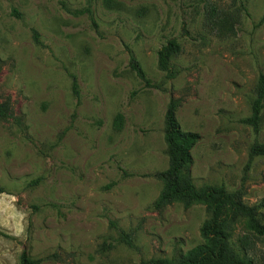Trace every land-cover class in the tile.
I'll list each match as a JSON object with an SVG mask.
<instances>
[{
	"label": "rangeland",
	"instance_id": "obj_1",
	"mask_svg": "<svg viewBox=\"0 0 264 264\" xmlns=\"http://www.w3.org/2000/svg\"><path fill=\"white\" fill-rule=\"evenodd\" d=\"M263 16L264 0H0V104L13 115L0 118V264L24 251L40 264H141L203 244L205 205L153 208L171 99L201 136L195 185L264 201V157L250 161L264 110L260 132L242 123L264 72ZM173 39L169 76L158 52Z\"/></svg>",
	"mask_w": 264,
	"mask_h": 264
},
{
	"label": "trees",
	"instance_id": "obj_2",
	"mask_svg": "<svg viewBox=\"0 0 264 264\" xmlns=\"http://www.w3.org/2000/svg\"><path fill=\"white\" fill-rule=\"evenodd\" d=\"M264 22V16L260 23ZM181 52L177 40H169L158 52V66L163 72L172 74L171 61ZM131 69L148 88L155 87L136 57L131 56ZM77 87L76 80L74 81ZM179 103L171 99L165 114V142L169 154V166L155 177L163 182V189L153 203V208L161 211L173 203H181L186 208L205 205L209 218L201 227L204 243L177 259L155 258L141 264H264V201L249 205L245 201L242 188L228 191L224 186L205 185L197 187L191 176L194 164L193 149L201 136L195 132L184 131L177 118ZM264 110V72L260 75L256 98L252 102V116L242 123L252 126L258 133L262 124ZM13 117L0 104V118ZM122 116L117 117L116 125H121ZM264 157V144L255 143L250 151V161ZM110 186L107 187L109 189ZM4 192V191H0ZM116 226V224H114ZM242 233L236 238L237 231ZM133 235L122 232L121 238L133 248ZM19 264H40L24 251Z\"/></svg>",
	"mask_w": 264,
	"mask_h": 264
}]
</instances>
